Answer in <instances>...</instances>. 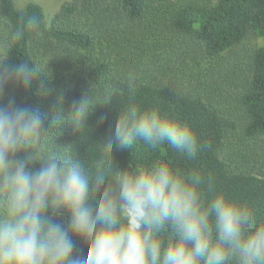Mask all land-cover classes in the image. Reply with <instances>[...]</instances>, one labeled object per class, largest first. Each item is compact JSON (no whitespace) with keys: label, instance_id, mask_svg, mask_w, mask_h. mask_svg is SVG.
<instances>
[{"label":"trees","instance_id":"16d2710c","mask_svg":"<svg viewBox=\"0 0 264 264\" xmlns=\"http://www.w3.org/2000/svg\"><path fill=\"white\" fill-rule=\"evenodd\" d=\"M22 16H36L39 30L25 28L12 43ZM250 38L260 46L247 48ZM0 58L40 69L26 89L9 82L3 100L40 111L47 132L38 152L67 150L90 165L129 103L157 108L209 146L188 159L167 145L152 150L141 143L114 151V167L160 161L199 171L211 181L202 186L206 199L225 194L264 223V0H69L50 24L37 3L18 9L15 0H0ZM106 88L112 103L97 106L77 131L68 118L74 104ZM55 219L67 225L68 215ZM73 243L74 255L85 257L87 242L73 236Z\"/></svg>","mask_w":264,"mask_h":264},{"label":"clouds","instance_id":"9594fccd","mask_svg":"<svg viewBox=\"0 0 264 264\" xmlns=\"http://www.w3.org/2000/svg\"><path fill=\"white\" fill-rule=\"evenodd\" d=\"M40 23L22 16L10 41ZM8 59L0 58V264H264V223L225 194L206 199L202 186L211 181L199 171L160 161L114 167V151L141 143L195 158L209 145L189 125L129 103L90 165L67 150L38 152L47 132L40 111L3 100L9 82L26 89L42 74L34 63ZM39 90L50 91L43 82ZM127 91L135 95L134 81ZM112 101L110 88L82 96L68 118L79 131L97 106ZM60 213H67V225L55 219ZM73 236L87 242L85 257L74 255Z\"/></svg>","mask_w":264,"mask_h":264},{"label":"rangeland","instance_id":"374dc122","mask_svg":"<svg viewBox=\"0 0 264 264\" xmlns=\"http://www.w3.org/2000/svg\"><path fill=\"white\" fill-rule=\"evenodd\" d=\"M69 0H15V6L22 9L27 3L33 2L42 6L46 15V22L50 24L54 15L59 11L61 6ZM247 48H258L260 41L258 39L250 38L244 42Z\"/></svg>","mask_w":264,"mask_h":264}]
</instances>
